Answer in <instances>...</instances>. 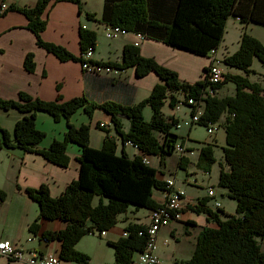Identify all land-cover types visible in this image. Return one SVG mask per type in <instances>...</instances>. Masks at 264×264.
<instances>
[{
  "label": "trees",
  "instance_id": "trees-1",
  "mask_svg": "<svg viewBox=\"0 0 264 264\" xmlns=\"http://www.w3.org/2000/svg\"><path fill=\"white\" fill-rule=\"evenodd\" d=\"M64 1L77 4L82 11L84 0H38L31 7L11 5L2 10L0 6V18L11 11L20 12L28 19L27 28L35 34L38 47L61 61L82 64L88 50L97 47L95 31L80 28V57L42 38L47 27V20L43 19L45 12L50 6ZM87 17L97 20L93 14H87ZM231 18L244 25L264 26V0H105L104 13L98 22L207 57L212 50L220 48L226 24ZM34 58L33 53L25 57V68L31 73L36 68ZM256 59L264 64V44L243 33L240 49L226 56L223 65L243 71L247 76L226 74L222 84L213 86L220 91L225 84L232 82L236 88L234 97H210L205 78L194 84L187 83L180 80L179 74L172 69L159 65L156 59L143 57L138 47L125 46L120 64H102L121 70L135 68L137 77L141 78L154 72L161 81L148 98L134 106L125 107L110 101L96 104L85 97L63 103L60 95L55 102L33 98L26 93H20L18 101L0 98L2 112L16 110L23 115L13 134L3 129L0 123V149L16 148L39 154L47 162L64 169L70 165L69 145L75 144L80 149L79 178L67 186L61 197L53 198L45 184L37 189H26L29 199L40 207L30 231L39 230L41 219H59L65 228L60 232L43 233L42 238L49 242L59 241L60 261L88 264L89 256L76 249L84 236L113 230L119 215L125 214L130 207L156 210L160 205L154 201V191L166 190L168 184L160 181L154 167L143 160L154 156L164 165L167 157L176 153V145L184 144L174 129L177 120H167L163 109L167 104L174 109L181 100L194 99L204 104L201 126L219 123L227 114L223 158L230 169L220 172L219 188L225 189L230 199L236 201V213L229 215L219 211L225 217L221 219L220 214L206 208L204 203L192 207L194 212L208 215L209 221H213L217 228H205L197 237L192 257L177 264H264V87L249 81L255 73L252 65ZM146 108L152 111L150 121L144 116ZM97 110L109 115L121 142L138 146L141 157L130 159L125 154L117 155V138L100 124L98 127L106 133L103 148L91 147V125L78 127L71 120L80 111L92 119ZM42 113L52 117L54 122L65 121L67 127L63 140H54L48 149L40 148L47 134L36 124ZM123 116L130 120L127 133L123 130ZM180 163L186 170L188 161L184 156ZM214 164V149L204 146L199 155V167L210 172ZM5 195L0 191V202L5 200ZM96 198L100 199L98 206H94ZM146 231L147 226L131 224L125 230L126 237L110 243L115 251L114 264L135 261L147 246Z\"/></svg>",
  "mask_w": 264,
  "mask_h": 264
},
{
  "label": "crops",
  "instance_id": "crops-1",
  "mask_svg": "<svg viewBox=\"0 0 264 264\" xmlns=\"http://www.w3.org/2000/svg\"><path fill=\"white\" fill-rule=\"evenodd\" d=\"M37 2L38 0H0V6L5 4L8 8L11 5L24 8L34 6ZM104 7L105 0H84L82 11L77 4L66 1L50 6L43 16V19L47 20V27L42 33L43 40L52 45L62 46L74 56L80 57V28L92 30L98 36V44L93 56L95 63L111 62L120 64L123 60L124 47L140 43L138 48L143 57L156 59L159 65L178 73L180 80L194 84L206 77L210 63L209 55L203 57L184 49L173 48L156 40H142L139 37L140 34L134 33L125 32L114 40L107 39L106 30L110 27L98 22L102 13H104ZM87 14H93L97 20H90ZM234 21L238 23L237 20L234 19ZM28 25V19L18 11H11L5 17L0 18V98L2 100L18 101L19 94L26 93L33 96V98L48 102H55L60 95L63 103L77 97H85L96 104H104L110 101L130 107L144 101L153 92L155 86L161 84L156 73L152 72L141 78L137 77L135 68L127 70L114 68L111 73L104 72L97 76L90 74L83 70L80 62L61 61L54 54L38 47L37 38L27 28ZM241 37L242 34L235 51H229V46H226L223 40L220 48H217L218 51L222 52L223 59L240 49ZM30 53L35 56L36 68L34 73L28 72L25 68V57ZM257 63L261 62L257 59L254 61L252 70L255 73L249 77V81L263 86L260 80L264 77V73L258 71L259 69H254ZM224 72L234 76H247L243 71L235 72L234 68L227 69L226 66H224ZM227 85L225 84L220 90L218 98L234 97L236 95V88L232 91L226 90ZM166 107L168 109L167 116L164 114V109L163 114L167 120L170 118L178 121L188 120L191 116L192 108L185 107L180 111H175L168 104ZM145 112L146 109L144 110V116ZM45 115L47 114L38 115L37 128H39L40 119L45 122L48 120ZM49 118L52 117L49 116ZM21 119H23V115L16 110L10 112L0 110L1 127L11 134L14 132L16 123ZM226 119L227 114H224L219 122L221 125L218 131L212 136L210 135V139L205 140L204 143L195 141L199 138L193 132L195 130L193 128L196 126L205 128L201 124L191 128L183 127L178 130L179 133L175 131L183 138L185 147L189 151L195 152L193 160L191 156H184L188 161L186 170L181 166V156L177 153L167 157L164 165L158 157L148 156L146 158L157 171L160 181L173 180L176 182V188L183 189L186 193L184 201L186 209L182 212L180 219L173 221L169 227H165L159 232L158 255L162 264H177V262L189 260L196 248L199 234L205 228H217L213 221H209L208 215L198 214L191 210L197 203H204L206 208L220 214L221 219L225 217L219 211H224L229 215L236 213V206L234 208L235 212H229L227 209L226 198L230 202L234 200L230 199L225 189L219 188L220 172L222 169L229 170V166L221 161L216 171L214 168L218 163L216 159L217 162L212 166V170L204 172L198 165L199 155L204 146L209 145L214 149L215 158L216 150L219 148L224 156L223 149L226 147L227 141ZM122 121L123 130L127 133L130 129V120L123 116ZM111 122L108 114L97 110L89 122L82 123L91 125V147L96 150L103 148L106 133L98 125L105 124L111 132L110 135L117 138V155L125 154L130 159L136 156L141 157L142 152L137 148L128 144L124 145L121 142ZM39 130L47 132L44 129ZM44 142L40 148L48 149L52 142L49 144ZM194 142H197V145ZM72 145L75 144H70L68 147L67 154L70 158V165L66 169L47 162L39 154L24 152L16 148L0 149V191L6 194L5 200L0 202V236L5 240L12 241L13 245L28 253L38 251L43 254L55 253L58 255L60 250L59 241H52L45 245L42 241V235L48 232H60L65 228V225L59 219L54 221L41 219L39 230L31 232L30 227L35 223L40 207L38 203L29 199L26 189H37L45 184L50 189L53 198L61 197L67 186L79 178L81 164L78 158L80 149L79 147L76 149ZM223 156L222 160L224 161ZM181 171L184 174L179 179ZM210 189L214 191L215 197L208 195ZM167 193V190L154 191V201L161 205L166 200ZM99 203L100 199L96 198L94 206H98ZM217 203L220 204V208H216ZM150 211L130 207L125 214L119 215L116 227L107 232L106 237L87 234L76 245L77 251L89 256L91 260L88 264H114L116 260L115 251L110 243L122 239L126 228L131 224L148 226ZM173 247H175V250ZM262 248L264 251V244ZM167 252H169L168 255ZM0 264L27 263L24 261L12 262L0 257ZM61 264L74 263L62 261Z\"/></svg>",
  "mask_w": 264,
  "mask_h": 264
},
{
  "label": "built area",
  "instance_id": "built-area-1",
  "mask_svg": "<svg viewBox=\"0 0 264 264\" xmlns=\"http://www.w3.org/2000/svg\"><path fill=\"white\" fill-rule=\"evenodd\" d=\"M2 10H7L8 7L3 4L1 5ZM125 33L123 29L112 28L106 30V38L110 40L116 39L120 34ZM140 39H144L142 34L139 35ZM140 43H136L135 47H139ZM94 50L89 49L88 52L83 56L82 68L90 74L101 75L104 72H112L114 68L111 66L103 65L102 63H95L93 61ZM210 63L207 68L206 81L208 83V96L214 97L220 94V91L213 89V86L220 85L225 79L224 72V59L219 58L218 49H214L209 54ZM206 98V96H205ZM189 107L191 109V116L188 120H177V124L174 125L175 131L186 127L191 128L195 125L202 124V115L204 104L202 102L198 103L194 99L181 100L177 106L173 109L175 111H180L182 108ZM194 109V110H193ZM234 117V116H233ZM174 119V118H172ZM219 123H209L206 125V129L209 135L215 134L220 128ZM100 127L108 128L105 124H100ZM138 149V146L133 145L132 143H127ZM139 150V149H138ZM177 154L182 156H193L195 155L194 151H189L184 144L178 143L175 147ZM144 163L150 165V162L145 158ZM166 190L168 191L166 200L156 209L151 210L149 215V224L147 226V246L145 250L140 253L135 261L132 264H162V261L158 255V235L159 232L165 228L169 227L173 221L179 220L182 212L186 209L185 198L186 193L183 189L176 188V182L173 180L167 181ZM210 197H215V193L212 189L208 191ZM197 203L196 205H198ZM195 205V206H196ZM216 208H220V204H216ZM94 235L100 237H106V232L102 231L100 233L94 232ZM126 237V233L123 234ZM143 235V233H140ZM42 241L45 245H48V240L42 238ZM0 257H4L12 262H21L24 261L27 264H61L62 261L59 260L58 255L53 254H43L38 251H32L30 253L24 251L21 248L13 245L12 241L5 240L0 236Z\"/></svg>",
  "mask_w": 264,
  "mask_h": 264
},
{
  "label": "rangeland",
  "instance_id": "rangeland-1",
  "mask_svg": "<svg viewBox=\"0 0 264 264\" xmlns=\"http://www.w3.org/2000/svg\"><path fill=\"white\" fill-rule=\"evenodd\" d=\"M246 33L248 35H250V37H253L255 39H257L258 41H260L262 44H264V26L263 25H244L241 23H237L234 21V18H231L228 20L227 24H226V32L224 33L223 36V40L224 43L226 44V46H229V51H235L238 45V42L240 40V36L241 34ZM223 49V48H222ZM224 51V50H223ZM235 54V53H234ZM222 52L218 51V56L219 58H222ZM260 64V65H258ZM257 66H260L259 68H256ZM230 69V68H227ZM254 69H259L258 71L264 73V64L261 63H257V65H255ZM235 72H240L239 70H235ZM261 83L264 86V77H262V80H260ZM227 89L226 90H235V85L232 82L227 83ZM168 113V109L167 107L164 108V114L165 116H167ZM48 120V122L43 121L40 119L39 123H38V129H44L46 132L47 137L44 143L49 144L50 142H52V140L56 139V140H63V137L65 136V133L67 131V127H66V122L65 121H61V122H54L52 118H49V116L45 115ZM145 118L147 121H150L152 118V111L149 108H146V112H145ZM90 118L87 117L82 111L77 112L73 119L71 120L72 124L81 126L82 123H86L89 122ZM88 124V123H87ZM195 129V130H194ZM193 132H195L196 137L199 138V140H195V141H199L201 143H204L205 140L210 139L209 137H211L208 134V131L206 128H201L199 126H196L193 128ZM196 130L198 131L196 133ZM178 133L180 131H177ZM222 134V132H220ZM197 142H194L195 145ZM74 146V148L78 149L77 145H72ZM201 146V145H200ZM199 146V149H200ZM175 155V154H174ZM222 151L221 149H217L216 150V159L218 161L217 165L214 167L215 170L217 171L219 168V164L222 161L223 164H226L223 160H222ZM194 156H191L192 160H193ZM216 161V162H217ZM181 174H179V179L182 178V174H184L182 171L180 172ZM214 180V178H213ZM227 200V209L229 210V212H235L234 208L236 206V201H232L230 202V200L228 198H226ZM97 237H99L98 235H96ZM175 245V244H174ZM173 249L175 250V247H173ZM169 252H167L168 255ZM170 264V263H169Z\"/></svg>",
  "mask_w": 264,
  "mask_h": 264
}]
</instances>
